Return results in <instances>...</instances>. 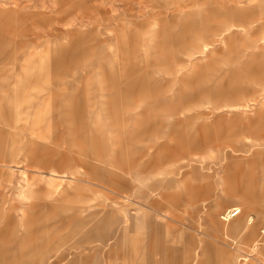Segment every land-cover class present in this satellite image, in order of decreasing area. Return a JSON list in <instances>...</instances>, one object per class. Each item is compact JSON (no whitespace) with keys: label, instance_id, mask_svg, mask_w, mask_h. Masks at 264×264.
<instances>
[{"label":"rangeland","instance_id":"obj_1","mask_svg":"<svg viewBox=\"0 0 264 264\" xmlns=\"http://www.w3.org/2000/svg\"><path fill=\"white\" fill-rule=\"evenodd\" d=\"M189 12L199 16L193 33L217 35L198 36L188 55L178 47L190 43L180 26ZM251 56L264 60V0H0V63L21 79L48 68L42 96L61 68L62 94L91 99L103 124L115 122L114 108L126 117L128 104L143 114L139 144L110 133L76 139L67 125L55 144L47 120L38 144L50 151L35 150L30 168L9 145L0 209H15L10 220L0 213V264H264V61L258 81L232 91ZM127 83L135 91L122 94ZM97 141L125 165H76ZM42 154L67 159L47 167ZM233 208L241 214L226 221ZM68 218L62 231L48 228Z\"/></svg>","mask_w":264,"mask_h":264},{"label":"crops","instance_id":"obj_2","mask_svg":"<svg viewBox=\"0 0 264 264\" xmlns=\"http://www.w3.org/2000/svg\"><path fill=\"white\" fill-rule=\"evenodd\" d=\"M176 10H181V4L174 3ZM199 19L198 14L189 12L186 14L185 18L180 22V26L191 31L192 35L190 37V43H180L178 47L180 50L184 51L185 54H191L196 48V39L198 36H215L216 32L208 30L207 27L199 28L200 35L193 33L198 25L196 22ZM206 26V25H204ZM194 34V35H193ZM235 53L240 56L242 50L237 49ZM1 60V59H0ZM263 59L256 58L254 56L247 59L245 62L241 63L239 68H237L233 74L235 80L232 83V91L237 90V87L243 83H250L253 81H258V70ZM137 69V67H136ZM47 69H34L27 72L24 71L25 77L22 78V75L16 73L17 70L12 68L10 64L0 63V164H5L7 162V157L5 155L9 145H11L12 152L16 153L13 150L24 151L23 162L27 167H31V160L33 159V152L38 149L48 153L50 150L46 146H41L38 144V140H47L49 134L47 133L49 129L44 125L48 121L52 123L53 127V142L55 144H60L64 139V129L63 127L67 125V131L71 137L82 140L81 138H86V135L91 137L93 140L94 133L96 132L100 137V142L105 141L106 137L114 136H128L133 139L137 144H139L140 136L142 134V116L141 112H134L131 109V104L123 110V113L126 117H120L119 110L115 108L109 112L115 119L114 123L110 125L103 124L99 121L98 116L96 115V110L93 108L91 99L86 100L85 103H80L79 96L77 95V90L71 94L63 95L62 91L64 90L65 83L61 74V68L55 69L58 73V76L52 81L53 90L48 95H41L45 91L43 84L46 83ZM166 71V70H165ZM40 73V74H34ZM124 72H131L126 69ZM110 83L112 85L111 91V101L116 104L118 100V93L120 84L116 81V75L114 70L111 69V76L109 75ZM112 81V82H111ZM220 86H215L213 93H221ZM121 89V88H120ZM135 91L134 83H127L124 88L121 90L122 94H130L132 91ZM53 98V103H47V101ZM63 98V99H61ZM66 100V101H65ZM77 103H73L76 102ZM102 111V110H101ZM96 115V117H95ZM95 117V118H94ZM48 120V121H47ZM96 121L95 126L92 122ZM110 133V136H109ZM183 134V133H182ZM184 135V134H183ZM189 144H194V139L192 136L189 137ZM100 142L97 141L95 146L89 148H81L82 151L78 152L77 159L75 160L76 165L85 166L87 169H92L93 166L87 160L98 161L104 164L114 165L118 167H123L125 164L123 161L118 160L117 157L111 160L107 158L108 156H102L99 154L97 149H100ZM181 148L184 147L181 143ZM11 143V144H10ZM92 148V149H90ZM137 154L140 155V150H136ZM18 153V152H17ZM44 155L42 154V158ZM49 158L44 157L43 160ZM67 158H62L61 160H56L52 158L48 159L43 164L47 167H60L64 165ZM136 164L137 161L135 160ZM21 163V162H18ZM138 165V164H137ZM136 165V166H137ZM140 165V164H139ZM94 169V168H93ZM97 170V169H96ZM95 170V171H96ZM52 176L59 177L58 173H53ZM0 198L3 199L2 193L0 192ZM15 209L14 206H11L7 212H3L0 209L2 215H6V219L10 220L12 216V211ZM233 208L231 210H235ZM76 212H79V208H75ZM241 213L239 212V215ZM238 215V216H239ZM76 219L77 215L74 216ZM236 218V217H235ZM73 219L68 218L62 220V223L55 226H49L48 228H53L59 232L65 228V224H69ZM45 229V228H43ZM29 231L27 234L29 235ZM65 241V240H64ZM43 246H40V248ZM126 256V254H123ZM84 264H91L92 257H87Z\"/></svg>","mask_w":264,"mask_h":264},{"label":"built area","instance_id":"obj_3","mask_svg":"<svg viewBox=\"0 0 264 264\" xmlns=\"http://www.w3.org/2000/svg\"><path fill=\"white\" fill-rule=\"evenodd\" d=\"M239 215V211L238 210H229V211H227L226 213H225V216L227 217V218H230V219H233V218H235V217H237ZM226 217H224V219L226 218ZM226 220V219H225Z\"/></svg>","mask_w":264,"mask_h":264},{"label":"bare ground","instance_id":"obj_4","mask_svg":"<svg viewBox=\"0 0 264 264\" xmlns=\"http://www.w3.org/2000/svg\"><path fill=\"white\" fill-rule=\"evenodd\" d=\"M234 211H235V210H234ZM225 219H226V221H230V220H231L230 218H227V217H226Z\"/></svg>","mask_w":264,"mask_h":264}]
</instances>
